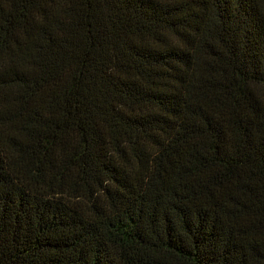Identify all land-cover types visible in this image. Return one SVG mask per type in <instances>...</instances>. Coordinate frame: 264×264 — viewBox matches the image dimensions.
<instances>
[{
    "label": "trees",
    "instance_id": "obj_1",
    "mask_svg": "<svg viewBox=\"0 0 264 264\" xmlns=\"http://www.w3.org/2000/svg\"><path fill=\"white\" fill-rule=\"evenodd\" d=\"M0 264H264V0H0Z\"/></svg>",
    "mask_w": 264,
    "mask_h": 264
}]
</instances>
